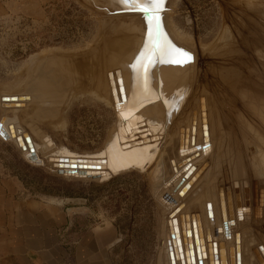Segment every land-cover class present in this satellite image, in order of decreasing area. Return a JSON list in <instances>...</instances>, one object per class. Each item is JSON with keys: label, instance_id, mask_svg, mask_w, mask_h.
Segmentation results:
<instances>
[{"label": "rangeland", "instance_id": "1", "mask_svg": "<svg viewBox=\"0 0 264 264\" xmlns=\"http://www.w3.org/2000/svg\"><path fill=\"white\" fill-rule=\"evenodd\" d=\"M166 1L169 2V8L165 10L169 34L178 49L191 57V59L187 57V60L184 58V61L178 57L173 58L182 62H173L175 65L171 70L163 67L158 72L166 77L170 88L173 86L169 90L176 91L177 85L182 84L183 79H188L193 89H197L201 86L199 82L201 76L211 75L212 80H217V77L221 76L220 71L230 72L228 69H232L231 82L235 87H233L234 93L236 92L233 101L236 103L239 100L238 96L243 93L250 107L247 108L249 114L254 118L255 112L250 110L251 108L262 113L260 109L264 107V0H164ZM100 2L106 5L111 1L100 0ZM144 24L143 18L136 14L113 15L89 0H1L0 97L4 94L25 93V91L29 94L30 90L25 89L24 86L35 85L34 78L37 74L35 59L38 55L52 51L64 53L75 59L72 58L73 63L75 62L73 66L76 67L73 70L77 77L83 75L82 69L76 66L78 61L86 59L90 61L100 51L109 66V71L111 70L115 77L112 85L120 87L118 84L120 85L127 75V86L132 89V84L129 83L133 79L134 68L130 63L134 64L143 52L146 41L142 31ZM133 39L136 40L133 41L134 46L130 41ZM128 42L132 45L129 46L133 48L132 50H128ZM120 45L125 50L119 49ZM135 54L139 57H135ZM133 58L136 60L134 63ZM67 60L72 63L69 58ZM91 61L94 62L93 59ZM49 63L56 67L60 65L59 61ZM100 69L104 70L105 66H101ZM79 73L81 74L77 75ZM131 76L132 79L129 80ZM179 78H182L180 83H178ZM80 84L79 79L72 84L69 96L57 115L43 112L37 104L36 106L32 104L19 113L7 112L0 106V117L5 114L9 118H19L23 130L33 134L40 144L39 157L40 160H44L43 165L30 160L13 138L6 141L0 136V154L4 157L3 163L11 171L18 173L34 194L42 199H57L65 202L69 207L81 208L82 215H88L87 220L92 223L100 221L114 223L122 238L115 252L114 264H161L164 260L165 219L169 208L181 198L186 199L185 194L191 192L192 187L193 190H197H195L197 194L204 192L205 188L210 192L208 194L213 196L212 202L217 203L214 196L216 181L219 178L225 181L228 176L235 173V176L229 177L231 181L227 182L240 184L236 185L238 200H241L246 192V196L250 198V191L254 199L252 205H237L240 217L236 224L247 238V242L255 239L252 245L258 244L257 246L264 250V186L260 185L262 182L264 184V178H260L264 177V139L263 142H259L261 144L257 148L254 142L258 140L252 137L255 141L251 140L252 144L248 145V151L245 149L247 146L242 147L239 144L235 148L229 142L227 154L218 147L225 141L220 139L213 153L218 158L217 166L212 162V157L203 152L206 148L201 149L204 144L196 142L197 139L192 141L190 139L191 133H194L191 128L194 124L191 123H195L197 118H200L197 109L193 108L191 112L184 111V116L181 111L180 117L175 118L179 125L177 128L181 131L180 136L185 139L180 143L182 156L179 154L181 158L178 160L181 161L177 160V164L181 166L182 163L188 162L187 160L195 161L186 168L182 169L178 166L175 171H168L166 168L165 176H160L155 182L151 181V176L144 167L136 165L130 169L126 168L128 171L125 170L102 181L61 176L56 172L55 167L60 157H73L70 156L71 153L88 155L103 152L106 146L116 139L113 134L116 137L119 135L118 127L124 119V113L119 111L110 99L105 98V95L100 96V100L90 92L78 88ZM206 87L207 85L203 84L201 90L199 89L198 93L195 90V93L198 96L201 95L200 91L204 94V90L208 89ZM188 98L192 100L196 95H190ZM209 105V113L212 111L213 115L214 110L211 109L213 105L212 103ZM260 105L263 106L259 107ZM234 109L237 110L235 105ZM181 116L187 118L186 121ZM249 119L248 121L251 122L252 118ZM203 121H197L196 127L197 134L201 136L203 134L200 132L206 124V121ZM238 124L235 126L237 127ZM234 132L235 129L231 135H234ZM193 142L198 145L192 146ZM251 150L253 153L250 152ZM259 152L260 154H257ZM250 153L253 156L257 155L254 156L256 162ZM228 154L235 155L228 158ZM252 160L258 165L247 163ZM200 169V174L196 176ZM238 170L241 177L237 173ZM157 182L162 184L158 185ZM258 185L263 189L261 192L260 189L258 190ZM183 188L185 191L180 194ZM212 189L213 191H210ZM260 197L263 198V202ZM181 204L183 207L187 203Z\"/></svg>", "mask_w": 264, "mask_h": 264}, {"label": "bare ground", "instance_id": "2", "mask_svg": "<svg viewBox=\"0 0 264 264\" xmlns=\"http://www.w3.org/2000/svg\"><path fill=\"white\" fill-rule=\"evenodd\" d=\"M89 1H92L97 7H101L113 15L136 14L142 17L144 20L145 27L144 30L142 29V31H144L143 33L146 37V41L143 47V52L139 55L141 57L136 56L135 54V57L140 58H137L139 61L137 60V62L136 60H134L135 57L133 58V63L134 61H136L134 63L136 65V68L133 70V79L132 76L129 77V80L132 79V81L129 83L132 84V89L131 87L127 86V75H125V78L122 79L121 84H118V86L120 87L115 86L116 92L113 91L114 85L111 84V81H113L115 77L113 76L111 70L109 71V66L105 62L106 60H104V56L102 53H100V51L97 53V56L94 55L90 59V61L93 59L95 63L91 61V64L89 59L83 60L81 62L77 59L79 63L76 64V66L79 67L78 69H82L81 73L83 74H77L80 75L79 77L74 75L76 74V72L73 70V68L76 67L73 66L75 62L73 63L72 56L70 57L64 53L62 54L60 52L52 51V53L42 54L40 56L38 55L35 59V62H37V64L35 63L37 65V74L35 78L33 77L35 79V83L33 82L35 85L30 84L24 86L25 89L27 88L28 90H30L29 94L25 91V93L22 92L4 94L0 97V106L3 108V110L7 112L13 111L19 113V111H24L28 106L32 104L36 106L35 104H37L41 107L40 110H42L43 112L47 111L50 114L53 113L54 115H57L61 112V107L66 101L67 96H69L68 93L70 92L69 90L72 87V84L75 82V80L78 81L79 79L81 84L78 88L82 89L83 91L90 92V94L94 95L100 100V96L104 97L105 95V98L110 99L112 103L116 104L115 106L118 107L119 111H122L124 113V119L120 122V126L118 127L119 135L116 137L113 134V137H115L116 139L113 138L115 140H112V142H110L106 146V149L103 152L88 155H77L71 153L70 156L73 157L70 158L62 156L59 158L58 165L55 164L57 173L61 171V176L65 175L71 178L98 179L102 181L120 173H123L125 172V170L130 169L132 168V166L136 165L138 167H144L145 170L149 172L151 176V181L153 182L154 180L155 182L160 178V176H165L166 168L168 169V171H175L176 167L179 168L178 166L180 165H178L177 163L180 159L178 160V158H181L180 155L182 156V150L180 148L182 144L180 143L181 141H183L182 139H184V137L180 136L181 131H179L180 129L177 128L178 121H176L175 118L179 116L181 111H183L182 113L184 116V111L186 112V110H190L189 112H191L193 108L197 109V114L200 117L197 118V121L205 120L206 124L204 126L203 123L205 122L203 121L202 125L204 126V128L203 131L200 130V133L203 134L201 136L200 134H197L196 130L198 122L195 121V123H191L194 124L191 126L192 132L194 133H191L190 139L191 141L192 139H197L196 142L199 141L200 143L204 144L203 146L200 145L202 147L200 148H206V151L203 150V152L207 154V156L210 155L212 157V162L215 165L218 166V158H216L213 153L215 152V149L217 148V143L220 139L225 141H223L222 146L220 145L218 147L222 149L225 153L229 152V142L230 144L232 143L235 148L239 144L242 147L247 146V148L245 149H247L248 151V145L252 144L251 140L255 141V139H252V137L257 138L256 140L258 141L254 142V144L255 146H257V148H259L261 144L259 142H263L262 140L264 139V107L260 109L262 113H259L257 110L251 108L250 110L255 112V116L253 118L252 115L249 114L248 109L250 107L248 105V102L246 101V96L243 93H240L241 95L238 96L239 98L236 97V99H239L237 100L238 102L236 100V103L233 101V96L236 92L234 93L235 87L233 85V82H231L233 79L232 69H228L230 72L220 71L221 73L219 75L221 76H218L217 80H212L211 75L201 76L199 78L201 86H198V82L196 85L200 89L203 84H205L207 85L206 89H208H203L204 94H202V92L200 91L201 95L199 94V96L197 95L199 90L198 87L197 89H193V85H191V82L188 79H183V83L181 82L182 84H179V86L177 85V89L174 88L176 89V91L173 92V90H169L170 84L167 83L166 77L158 73L163 67H166V69L171 70L173 68V65H175L173 62H169V57L162 56L160 54L161 47L174 46L176 49H178L174 39L169 34V30L166 24L167 15L165 13V10L169 8L168 1L163 3L162 7L158 12L160 19L161 41L157 48L154 47L156 36V26L154 22L155 20L147 18L145 12L136 7L134 3H122L120 2V0H110L111 2L105 5L101 4L100 0ZM130 41H132L133 44V41L135 42L136 40L133 39ZM138 43L139 40L137 44ZM121 45L119 49L123 48H121ZM130 45L131 44H129L128 42V50L133 49L130 48L132 46ZM134 45L135 44H133V46ZM126 51H123L124 54L128 53ZM66 57L69 58L72 63L67 60ZM176 57L183 61L185 60L184 58H186L187 60V57L185 56H175L173 58ZM149 59L151 60V63L148 62ZM50 61H59L60 65L58 66L57 64L58 67L51 66V63H49ZM69 62L72 65L69 64ZM128 62L130 63L129 60ZM130 65L133 64L130 63ZM101 66H105V69H100ZM185 66L186 63L183 66V70ZM177 67L178 65L176 66V68ZM179 68H181V65L179 66ZM130 71H132V69ZM184 75L185 74H183V76ZM180 80H182V78H179V82H177L180 83ZM188 81L190 83H188ZM193 83L194 82H192V84ZM186 84L188 87L186 86ZM195 90L197 91V93H195ZM106 94H108L109 96H107ZM193 94L196 95V98L190 100L188 97L190 95L193 96ZM209 102L213 105V107L211 108L212 110H214L213 115L211 113L212 111L209 113ZM234 105L237 109L236 111H234ZM262 106L263 105H260L259 107ZM183 116L181 117L184 118ZM3 117V130L6 137L3 136V134L1 133L0 136L6 141H10L13 138L16 144L25 154H27L30 160L38 162V165H43L45 162L42 159L40 160L39 157L40 144L36 140L34 135L23 130L19 118H9L7 115L2 114L0 117V122ZM249 117L252 118L251 122L248 121ZM185 119L187 118H184V120ZM180 121H182V119ZM185 121H183V123ZM236 124H238L237 127L235 126ZM188 129L185 128L186 131ZM234 129V135H231V132ZM187 135L185 136L187 137ZM27 137L30 139L29 141ZM46 139H48V137H46ZM194 142L192 146L198 145L197 143L194 144ZM32 148L34 149L33 152L31 151ZM250 152H252V150ZM257 154H260V152ZM234 155L228 154L227 157L231 158ZM203 156L206 155L203 154ZM254 156L257 157L256 154H254ZM192 157L194 156H191V158ZM79 158H96L95 162L93 160H91V162L98 164L100 163V168L104 169L103 174L95 178H88V176H83L79 172H77L76 174V172H74L73 169H70V167L73 162L77 163V160ZM98 158H106V162L104 163L102 161H97ZM187 161L188 162L182 163L183 165L180 166L182 169L189 166V164L195 162H191L192 160ZM255 162H253V160L247 161V163L250 165H258ZM67 167L69 168L67 170L68 173L66 172ZM231 168L233 170L235 169L234 167ZM227 169L229 172V168ZM237 173L240 175L239 170L237 171ZM235 175L236 174L233 173V175L231 174L230 176L233 177ZM230 176H228V179H225V181L223 180V178H219L216 181L214 193L215 195H213L215 196L217 203L212 202L213 196L208 194L210 192L206 191L205 188L203 190L204 192L201 193L199 191L200 193L197 194V190L195 188L194 189L196 191L193 190L192 187V191H188L189 194H185V196L187 195L186 199L184 198L185 196H183L184 200L181 198L182 200L180 199L176 201V203L171 206L172 208L168 207L170 210L168 211L165 219L166 228L164 231V260L161 261V264L163 262V264H189L187 261L188 258L186 256V252H188L189 249L191 252H193L192 256L194 259V264H215L216 260H218V264H264V250L260 246H257L258 244L253 246V242L255 241V239H252L247 242V238L243 235V232L238 229V225L236 224L237 220L239 219L238 217H240L238 215L239 212L237 210V205H252V202H254V199L252 198V192L250 191V198L246 196V192V194L244 193V197L242 196L241 200H238L237 197L239 194L237 193L238 190L236 188V185L240 184L235 185V183L227 182L228 180L231 181V178H229ZM239 177H241V175ZM235 179L237 178L235 177ZM161 184L162 183H158V185ZM189 184L190 182L187 184V186H189ZM199 185L202 186V184L200 183ZM260 185L264 186L263 182ZM260 185H258V190L260 189L261 192V190L263 189L262 187H260ZM183 191H185V188H183L180 194H182ZM210 191H213V189ZM195 199L198 200V202H194L196 201ZM260 200L263 202V198L261 199L260 197ZM260 200H258V202ZM182 202L187 204L182 207ZM177 209L178 211L175 212ZM172 213H175L174 217L177 218L178 227V232L173 234L169 223L170 219L173 218V216H171ZM176 234L178 235V237L176 236ZM176 238L180 239L183 251V258H180L179 256L177 257L175 246ZM200 239L202 241V244ZM203 244L205 247V254L201 252V246ZM171 250H173L174 253V262L170 257Z\"/></svg>", "mask_w": 264, "mask_h": 264}, {"label": "crops", "instance_id": "3", "mask_svg": "<svg viewBox=\"0 0 264 264\" xmlns=\"http://www.w3.org/2000/svg\"><path fill=\"white\" fill-rule=\"evenodd\" d=\"M3 158L0 154V264H114L122 240L114 223H92L81 208L40 198Z\"/></svg>", "mask_w": 264, "mask_h": 264}, {"label": "water", "instance_id": "4", "mask_svg": "<svg viewBox=\"0 0 264 264\" xmlns=\"http://www.w3.org/2000/svg\"><path fill=\"white\" fill-rule=\"evenodd\" d=\"M139 9L141 10V8H139ZM155 15H158V13L155 14ZM146 16H147V18H149L151 20H155L154 22H155V26H156V36H155L154 47L157 48L159 46V44H160V41H161L160 19L157 20V19L154 18V16H151V15H146ZM158 17H159V15H158ZM111 84H114V82L111 81ZM113 91L116 92L115 86H113ZM3 119H4V117L2 118V120L0 122V125L2 126V127L0 126V133L3 134V136H5L4 130H3L4 129V127H3V123H4ZM29 140L30 139L28 138V141ZM31 151L33 152L34 149L32 148ZM91 160H93L95 162L96 158H93V159L92 158H79L77 160V163L73 162L71 164L70 169H73L74 172H76V174H77V172H79L83 176H88V178L99 177V175L103 174L104 169L100 168V166H101L100 163L99 164L98 163H94V162H91ZM97 161H102V162L105 163L106 162V158H98ZM67 169H69V168L67 167ZM200 172H201V169L199 170V172L196 173V176L199 175ZM59 173L61 174L62 172L60 171ZM177 211H178V209L175 212H177ZM174 214L175 213L171 214V216H173V218H171L170 221H169L172 234L178 232L177 218L174 217ZM176 236L178 237L177 234H176ZM200 241H201V239H200ZM201 244H202V241H201ZM175 246H176L177 257L179 256L180 258H183V251H182L181 242H180L179 238L175 239ZM204 251H205V247H204V244H203L201 246V252L204 253ZM220 251H221V249H220ZM178 252H179V255H178ZM199 252H200V249H199ZM225 253H226V251H225ZM192 255H193V252H191L190 249H189V251L186 252V256L188 258L187 261H188L189 264H194V259H193ZM170 257H171L172 261L174 262L173 250H171V252H170ZM215 262H216L215 264H218L217 263L218 260H216ZM221 264H227V263H221Z\"/></svg>", "mask_w": 264, "mask_h": 264}, {"label": "snow or ice", "instance_id": "5", "mask_svg": "<svg viewBox=\"0 0 264 264\" xmlns=\"http://www.w3.org/2000/svg\"><path fill=\"white\" fill-rule=\"evenodd\" d=\"M122 3H134L136 7L141 8L142 11L146 13V15L154 16L155 19H159L158 15H155L159 12L162 7L164 0H120ZM160 54L162 56L169 57V62H177L180 63V60H173L172 58L175 56H185L188 59H191L188 53L183 50L176 49L174 46H162L160 50ZM151 63V60L148 61ZM132 67L135 69L136 65L133 64Z\"/></svg>", "mask_w": 264, "mask_h": 264}]
</instances>
